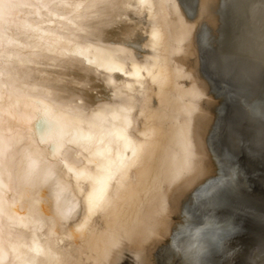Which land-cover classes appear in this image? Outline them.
Wrapping results in <instances>:
<instances>
[{"label": "bare ground", "instance_id": "6f19581e", "mask_svg": "<svg viewBox=\"0 0 264 264\" xmlns=\"http://www.w3.org/2000/svg\"><path fill=\"white\" fill-rule=\"evenodd\" d=\"M154 9L153 22L146 12L132 14L131 21L108 22L102 14L89 22L98 25L99 42L130 53L125 60L148 54L142 46L147 28L158 25L166 37L156 54L165 78L156 85L147 82L143 94L133 90L111 97L152 113L147 125L134 113L132 129L139 139L150 128L152 147L130 173L116 211L94 219L85 237L61 245L63 264H264V229L245 249L238 250L232 238L238 216L264 220V210L244 204L223 210L254 178L264 180V0H154ZM18 20L16 43L5 50L20 59L4 62L5 72L15 69L17 87L48 88L55 102L71 104L73 112L87 113L98 101H109L110 89L92 68L21 47L24 25L35 21ZM47 30L72 31L56 18ZM105 119L101 114L98 124ZM28 151L27 145L17 147L14 171L30 166L27 181L40 193L42 211L74 208L77 197L55 166L47 158L26 159ZM68 158L74 165L85 163L83 157ZM16 214L30 215L28 206L18 204ZM57 231H64L63 224ZM47 232L45 224L42 234ZM13 235L27 239L29 232L17 226Z\"/></svg>", "mask_w": 264, "mask_h": 264}, {"label": "snow or ice", "instance_id": "6c2138e0", "mask_svg": "<svg viewBox=\"0 0 264 264\" xmlns=\"http://www.w3.org/2000/svg\"><path fill=\"white\" fill-rule=\"evenodd\" d=\"M145 12L149 22L156 19L154 0H0V264H63L61 245L85 237L94 219L113 214L124 199L130 173L141 167L152 147L150 128L139 139L133 135L134 113L146 125L152 113L119 99L112 102L111 97L133 90L143 94L147 82L156 85L164 80L156 54L166 37L158 25L150 23L142 45L148 54L140 60H125L130 53L99 42L98 25L89 22L102 14L108 22L131 21L132 14ZM21 16L35 21L34 26L24 25L26 43L21 47L70 58L73 67L92 68L96 79L110 89L109 101H98L87 113L73 112L71 104L55 102L56 94L48 88L17 87L15 69L5 72L4 62L20 59L5 47L16 43L14 33L22 27ZM53 18L66 21L72 31L65 35L48 31L47 22ZM127 47L132 48L131 42ZM115 73L127 79H117ZM101 114L106 117L103 125L98 124ZM22 145L29 149L26 159L47 158L55 166L56 175L77 197L74 208L42 211L40 193L27 181L30 166L19 174L14 171V153ZM69 154L83 157L85 163L72 164ZM18 204L27 205L30 215L18 216ZM45 224L48 232L42 234ZM60 224L62 232L57 231ZM17 226L28 230L27 239L13 235Z\"/></svg>", "mask_w": 264, "mask_h": 264}, {"label": "water", "instance_id": "95a60500", "mask_svg": "<svg viewBox=\"0 0 264 264\" xmlns=\"http://www.w3.org/2000/svg\"><path fill=\"white\" fill-rule=\"evenodd\" d=\"M228 148V147H227ZM264 160V159H263ZM264 168V161L260 168ZM239 204H244L250 209L264 210V180L253 179L248 189L239 196L230 198L223 207L224 212H229L230 209L237 207ZM240 219L239 229L233 234V242L236 243L238 250L245 247L254 241L257 234L264 229V220L256 219L248 215L238 216Z\"/></svg>", "mask_w": 264, "mask_h": 264}]
</instances>
